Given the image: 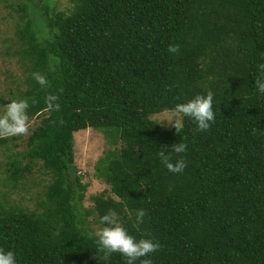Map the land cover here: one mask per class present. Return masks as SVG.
Masks as SVG:
<instances>
[{
    "label": "trees",
    "instance_id": "1",
    "mask_svg": "<svg viewBox=\"0 0 264 264\" xmlns=\"http://www.w3.org/2000/svg\"><path fill=\"white\" fill-rule=\"evenodd\" d=\"M68 2L64 10L52 0L10 4L25 88L1 102L27 99L40 121L19 154L28 162L11 152L4 184L16 187L32 161L47 176L36 181L35 208L0 190V248L17 264H126L119 253L105 259L86 221L95 214L101 228L114 210L130 235L160 244L144 257L152 264H264V95L254 86L264 0ZM208 90L216 119L203 132L189 117L180 133L150 118ZM49 95L59 110L48 109ZM86 128L119 143L96 165L110 194L93 195L90 209L81 206L86 184L74 160V132ZM180 142L186 152L169 156L187 166L172 173L159 151ZM139 209L146 215L137 223Z\"/></svg>",
    "mask_w": 264,
    "mask_h": 264
},
{
    "label": "rangeland",
    "instance_id": "2",
    "mask_svg": "<svg viewBox=\"0 0 264 264\" xmlns=\"http://www.w3.org/2000/svg\"><path fill=\"white\" fill-rule=\"evenodd\" d=\"M21 0H0V114H3V99H8L11 92L18 94L17 87L24 89L25 85L20 82L25 76V71L17 55L14 51L18 49V42L15 39V22L18 19V11L10 6L11 3H17ZM56 10H64L69 8L71 3L68 0H52ZM174 115V111H163L150 116L151 119L157 121L163 128H173L165 120ZM32 128L40 121V116L30 119ZM161 122V123H160ZM16 136L10 138L6 144H0V190L5 192L8 200L12 203H18L24 207L35 208L38 203V195L40 187L36 184L37 180L41 182L47 176L43 174V168L40 161H32L31 173L26 174L24 178H20L16 187L12 183L4 182L10 174L8 163L11 160V152L22 153L28 147V136ZM111 138L104 136L101 132L92 128H86L74 132V160L81 174V182L86 184L84 197L81 201L83 209H90L94 206L93 195L108 191V184L102 177L97 175L96 165L100 158H103L108 152L117 149L119 143H112ZM15 145V146H14ZM21 164L24 165L28 159L20 158ZM32 179V180H31ZM45 182V181H44ZM89 227L95 232L99 229V224L95 220V214L86 216Z\"/></svg>",
    "mask_w": 264,
    "mask_h": 264
},
{
    "label": "clouds",
    "instance_id": "3",
    "mask_svg": "<svg viewBox=\"0 0 264 264\" xmlns=\"http://www.w3.org/2000/svg\"><path fill=\"white\" fill-rule=\"evenodd\" d=\"M179 51L177 45H169L168 52L175 54ZM260 75L255 79L254 86L261 95H264V64L259 66ZM33 78L41 85L47 86L46 77L40 73H33ZM214 93L208 90L206 95H196L192 100L179 103L174 108V115L170 118L161 120L167 121L174 127L177 133L183 127L182 116L191 118L197 125L196 131L203 132L207 130L211 123L215 122V113L213 109ZM58 100V96L49 95L46 97L48 109L59 110L60 105L53 103ZM35 103V101H33ZM30 104L27 99L10 100L4 105L3 114H0V138H11L16 136H27L31 127L28 109ZM160 122V123H161ZM169 146L165 145L160 148L159 156L162 163L172 173H182L187 164L185 159L180 158L175 163L170 159L169 153L182 154L186 152L187 145L185 143H176L170 146V150L165 154V149ZM146 212L144 209L137 210L136 222L143 221ZM103 227L94 232L96 243L101 251L106 252L105 259L112 253H119L126 258V264H136L139 260L140 264H152L148 257L151 253L157 252L160 248L158 242L151 239H139L130 235L128 231L117 220V214L114 210H109L100 218ZM144 258V259H141ZM0 264H17L15 253L11 250L5 251L0 248Z\"/></svg>",
    "mask_w": 264,
    "mask_h": 264
}]
</instances>
